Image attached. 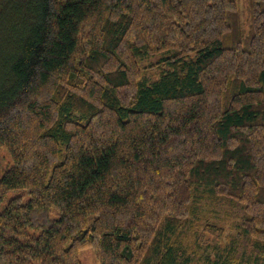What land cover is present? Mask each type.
Segmentation results:
<instances>
[{
	"label": "trees",
	"instance_id": "16d2710c",
	"mask_svg": "<svg viewBox=\"0 0 264 264\" xmlns=\"http://www.w3.org/2000/svg\"><path fill=\"white\" fill-rule=\"evenodd\" d=\"M247 12L0 0V204L29 196L0 213V264H189L203 202L252 251L207 260L264 264V0Z\"/></svg>",
	"mask_w": 264,
	"mask_h": 264
},
{
	"label": "rangeland",
	"instance_id": "374dc122",
	"mask_svg": "<svg viewBox=\"0 0 264 264\" xmlns=\"http://www.w3.org/2000/svg\"><path fill=\"white\" fill-rule=\"evenodd\" d=\"M240 10L242 13V20L244 23V31L248 30V0H239ZM10 164V158L5 149H0V178L3 170ZM15 197H22L23 203L29 200V196L25 191L11 192L7 195L3 203L0 204V213L4 210L8 202ZM195 221L198 226H195L200 231V235L196 240L194 237L189 238L187 244V256L192 255V260L189 264H211L207 260L208 253H211V257L216 256V252H220L222 257L228 256L233 259L236 254L246 251V255L251 256L250 248H246L243 243L236 240L235 226L239 219L238 212L235 209L227 207L226 204H218L215 202H203L202 208L199 210ZM207 226H215L217 228H211L213 231L206 229ZM221 231V232H220ZM199 240L201 241L199 243ZM218 241V242H217ZM218 246L219 249H215ZM232 251V252H231ZM235 251H239L236 252ZM80 260L82 264H99L94 251L91 248L83 249L80 252ZM254 264V263H253Z\"/></svg>",
	"mask_w": 264,
	"mask_h": 264
}]
</instances>
